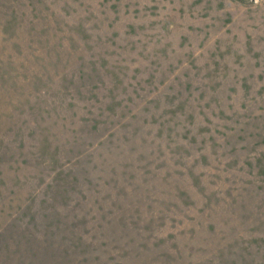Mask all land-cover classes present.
Masks as SVG:
<instances>
[{"label": "rangeland", "instance_id": "rangeland-1", "mask_svg": "<svg viewBox=\"0 0 264 264\" xmlns=\"http://www.w3.org/2000/svg\"><path fill=\"white\" fill-rule=\"evenodd\" d=\"M0 264H264V0H0Z\"/></svg>", "mask_w": 264, "mask_h": 264}]
</instances>
